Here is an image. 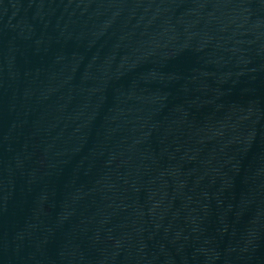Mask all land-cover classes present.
Instances as JSON below:
<instances>
[{"label": "water", "instance_id": "95a60500", "mask_svg": "<svg viewBox=\"0 0 264 264\" xmlns=\"http://www.w3.org/2000/svg\"><path fill=\"white\" fill-rule=\"evenodd\" d=\"M0 264H264V0H0Z\"/></svg>", "mask_w": 264, "mask_h": 264}]
</instances>
